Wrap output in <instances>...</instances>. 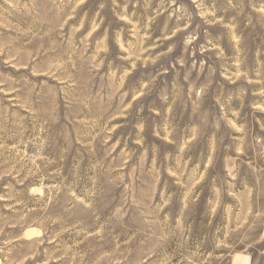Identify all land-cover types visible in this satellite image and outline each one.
<instances>
[{
    "label": "rangeland",
    "instance_id": "obj_1",
    "mask_svg": "<svg viewBox=\"0 0 264 264\" xmlns=\"http://www.w3.org/2000/svg\"><path fill=\"white\" fill-rule=\"evenodd\" d=\"M0 264H264V0H0Z\"/></svg>",
    "mask_w": 264,
    "mask_h": 264
}]
</instances>
